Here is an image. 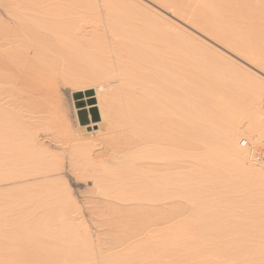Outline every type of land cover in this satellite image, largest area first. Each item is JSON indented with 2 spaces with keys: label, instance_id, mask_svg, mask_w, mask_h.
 <instances>
[{
  "label": "bare ground",
  "instance_id": "6f19581e",
  "mask_svg": "<svg viewBox=\"0 0 264 264\" xmlns=\"http://www.w3.org/2000/svg\"><path fill=\"white\" fill-rule=\"evenodd\" d=\"M11 1L12 19H0V264H264V161L253 157L264 142V78L152 3L92 1L102 30L93 45L61 7L37 10L32 2L25 11L21 0ZM208 19L222 37L227 28L233 33L230 23ZM235 31L224 43L232 35L237 48L228 47L264 71V53L236 43ZM189 48L206 56L210 71L221 75L226 66L223 75L233 74L234 82L227 76L219 86L234 83L242 92L199 82ZM61 80L96 88L85 96L98 97L90 107L108 123L102 147L69 131ZM64 134L80 149L71 168L86 182L83 199L63 178L57 150Z\"/></svg>",
  "mask_w": 264,
  "mask_h": 264
},
{
  "label": "rangeland",
  "instance_id": "374dc122",
  "mask_svg": "<svg viewBox=\"0 0 264 264\" xmlns=\"http://www.w3.org/2000/svg\"><path fill=\"white\" fill-rule=\"evenodd\" d=\"M21 1H22V3L20 1H18V2H20V6L22 5V9H23V7H24V9L26 8L25 11H27V9L29 11H31L29 8H32V2L34 3V5L35 4L38 5V6L36 5L38 7L37 10H39V9L41 10L42 8H46L47 9V7H51L52 10H53V8L54 9L55 8L60 9V7H61V10H63V12L65 13V15L63 17L65 19L72 18L73 19L72 21H74V22L77 21L75 23L77 25V28H76V29H78L77 31H80L85 37H87L89 39L90 43L93 44V45L96 44V42H97L96 41V37L102 36V30L100 28L101 26L98 25V23H97L98 18H97L96 14H95V7H94L93 4H91L92 1L94 3V0H55V1L54 0H46V1H43V0H28L27 1V0H25L26 4L24 3V6H23V2L24 1L23 0H21ZM34 1H36V2L39 1V2L35 3ZM60 1H61V3H60ZM142 1L147 2L149 4L152 3L151 6H153L156 9L158 8L157 10H159V11L161 10V12L163 11L162 13H164L166 15L168 14V16H171L170 18H172L173 20L175 19L174 21H176V23H178L180 26H182V27L184 26L185 29L191 31L194 34L196 32L197 36L201 37L203 40L207 41L208 43L210 42V44L213 45L214 48H217L218 51L219 50H220V52L222 51L221 53H224V57L225 58L227 57V59H231V61H233L234 63H239L240 62V65L244 64L243 65L244 67H248L249 69L253 70L252 71L253 74H255V72H257L258 74L256 73L255 76H257V77H259V78H261L263 80L264 71H262V70L258 69L257 67H255L256 64L253 65V64L249 63L248 61L244 60L238 53L239 49H238V51H237V49H235V51H234L233 47H232L233 50L228 47L229 46L228 44L230 43L231 46L235 45L236 48H237V44H235L234 41H233V44H232V42H230L231 38H232V35H230V38H229L230 41L228 40L229 43L228 44H226L227 42L224 43L227 40V39L225 40V37H227V38L229 37V34L232 33L231 32L232 29L230 28L228 30V28H227L229 34H228V32H226L227 30L225 29L224 30L225 35H224V37H222L217 32L218 31L217 29H218L219 25L216 24V26L214 28L217 27V29H214L213 28L214 24L212 25L211 22H209V21H211V19L210 20L208 19V24L209 25L207 24L206 21H203V20H207V17H209V18H212L213 23L215 21L214 18L216 20H218V21H222V23H223V20H224V24L228 25V26H229V23H230V25H232V27L234 28L232 34L234 35V30H236L235 31V33H236L235 36H237V38L239 36L237 41L235 39L236 43L239 42L238 41L239 39L241 41H243V43L245 41H247L246 42L248 44L247 46H249L248 49H250L251 45H252L253 47L256 48V50L258 49V50L262 51L260 53V55H262V53H264V27H263L264 23H262L261 19H263V22H264V14L262 13V12H264V0H242V1H240V0H212V1L211 0H199V2H198L199 6H198V3H197L198 0L196 1V4L194 2L195 0H187V1L186 0H172V2L167 0L168 1L167 3H169V5L171 4L170 8L166 7V6H162L161 4H159V3L155 2V1H152V0H142ZM213 1H214V3H213ZM1 2L2 1L0 0V19H7V20L12 19V18L9 17L10 16L9 12L11 11L10 10V7H11L10 3H12V11L11 12H13L14 11L13 10L14 6L16 7V1H11V0H8L7 2L5 1V3L7 5H4L3 4L4 2H2V3ZM29 4H30V6H28ZM173 4H175L176 7ZM230 4H232V6H230ZM42 5H43V7L41 8ZM113 5H115L114 6L115 8H116V6H117V8L120 6L119 4L117 5V3L116 4L113 3ZM213 5H214V7H213ZM26 6H28V8ZM190 6H192V7H190ZM18 7H19V3H18ZM37 7H35V8H37ZM103 7L106 8L105 3L101 4L99 9L101 8L102 10H104L105 8H103ZM171 7L175 8V9H178L179 11H182V8H184L182 13L185 14L186 16H188L187 14H189L188 18H190L192 21L186 20V18H182L177 13L173 12ZM185 8L186 9H190V10L188 11ZM195 8H196V10L194 11ZM247 8H248V12H247ZM230 9H231V11H230ZM16 10H18V9L15 8V12H16ZM32 10H36V9H32ZM48 10H49V8H48ZM240 10H241V12H240ZM258 10H259V12H258ZM20 11L22 12L21 8H19V12ZM186 12H187V14H186ZM227 13L229 14V16H228ZM192 14H197L198 16H200V18L202 20H199L200 18L198 19L196 16H191ZM244 15H245V17L247 19L244 18ZM238 16H239V18H238ZM226 17H227V19H226ZM248 18H250V19L248 20ZM17 19L19 21L20 20L23 21L22 18H17ZM239 20H240V24H239ZM3 21L4 20H0V25L2 24V26H3V23H2ZM188 21H189V23H188ZM193 21L196 22L198 25H196ZM227 21H228V24H227ZM247 21H248V23H247ZM232 22H233V24H232ZM254 22H255V24H254ZM259 23H261V24H259ZM251 24H253V25H251ZM6 25L10 26V27L18 26L17 23H9V24H6ZM22 25L23 24H21L20 26H22ZM257 25H258V27H257ZM249 26H251V27H249ZM245 27H246V29H245ZM221 32L223 33L222 29L219 31V33L222 34ZM216 34H218V36ZM227 34H228V36H227ZM247 35L249 37H247ZM220 37H222L223 40H220ZM258 38H259V40H258ZM233 40H234V38H233ZM256 40H258V41H256ZM250 41H251V43H249ZM241 45H242V47L243 46L246 47L245 43H244V45L241 43ZM240 47L241 46L239 44V48ZM248 49H247V51L249 53ZM94 50H96V49L93 48V51ZM243 50L245 51L246 48L243 49ZM244 51H243V53H244ZM196 52L194 51L195 54H191V53H193V50L191 48L188 49L187 62H188L189 67L191 69L195 70V71H193V73L195 74L196 77H198L199 82L201 81V79H200L201 77L203 79L204 78L207 79V80L209 79L208 81H211V82L214 81V80L216 82H219V81L222 82L223 80H225L226 84H228L230 81H233V82L235 81L234 78H233V74L232 73H231V76H232L231 78H230V76L228 74L223 75L224 73H226V66H224L225 71H223L224 73L222 72L223 74H221V75L218 73L217 70H216V73L213 71V66H212V69H211L213 72L210 71L209 68H211V67H209V65L207 64L208 59H207V61L205 60L206 56L204 55L205 59H203L202 55L201 54L198 55V53H196ZM241 52H242V50L240 51V54H241ZM243 53H242V56H243ZM225 54H227V55L225 56ZM256 54H257L256 57H258L259 53H256V51H255V55ZM197 55H198V57H197ZM260 55H259V57H260ZM190 56H191V58H190ZM212 58H213V56H212ZM212 58H211V60H212ZM192 59H193L194 62L192 61ZM215 59H216V57H214L212 61H214ZM209 60H210V58H209ZM218 61L216 59V63ZM209 63H210V61H209ZM198 64L200 65V67L198 66ZM201 64H203V65H201ZM195 65H197V66L195 67ZM213 65H214V63H213ZM220 65L223 66V64H221V62H220ZM215 66L217 67L216 64H215ZM218 66H219V63H218ZM258 67L260 68V66H258ZM197 68H199V70L200 69L201 70L199 72H197L198 71ZM203 68L205 70H202ZM187 70H188V68H187ZM190 72L192 73V70H190ZM190 72H189V75H190ZM200 73H203V74H200ZM194 74H191L190 77L192 75H193L192 77H194ZM229 74H230V72H229ZM187 75H188V73L186 74V77H189V75L188 76ZM227 76L229 78V80H228L229 82L226 81V79H227L226 77ZM186 80L188 82L187 78H186ZM190 80L192 82L193 78L190 79ZM196 80H197V78H195V82H196ZM203 81H204L203 83H204L205 87L207 86L208 88L204 89V88H202V87H204V85H201L202 90L204 89V90L208 91V93H209V91H212V88L210 89V86H209L210 82L208 83L206 80H203ZM225 82H224V84H225ZM58 83H59L58 84V92H59L58 93V98H59V101H60L62 112L65 113V117H66L67 121H70L69 131L72 129L76 134H78L79 136L81 135L86 140L89 137L88 140H91V141L93 140L95 142L94 146L96 145L95 148H97V149L102 147L104 145V142H105V134L108 131L107 130L108 129V123L106 122V120H102V117H101L100 111H99V107H90L89 102L93 101V102L99 103L98 97H95V98L88 97V96H91V95H97L96 88H90L91 90L89 89V91H87L90 94H88V96H85V93H87V92L81 90L80 88H82V87L75 88L76 86H74V85H72L70 83L64 82L62 80L60 82H58ZM196 84H197V82H196ZM201 84H202V82H201ZM212 84H213V82H212ZM216 84H218V85H216ZM216 84L214 83L213 90H214V88L216 90V88L219 89V87H220V89L222 91H224V92L227 91V90L229 92H232V93H234L235 91H236L235 93H241L242 92L241 91L242 89L241 88L239 89V87L237 85H235L234 83L229 84L227 86H225V85H220L219 86L220 82L216 83ZM191 85L193 87H195V85H193V84H191ZM187 87H188V85H187ZM204 90H203V92H204ZM215 90H214V92H215ZM243 90H245V89L243 88ZM208 93L206 92V94H208ZM217 93H218V90H217ZM78 94H81V95L78 96ZM211 94H212V92H211ZM215 96H216V93H215ZM210 97H211V95L209 93V102H210ZM213 97H214V95L212 94L211 98L213 99V102H215L214 100H216V99H214ZM88 98L90 99L89 101H88ZM203 98H206V96L205 97L203 96ZM218 98H220V97H218ZM258 98H260L259 101H261V103L264 102V96L260 95V97H259V95H258ZM206 102H207V100H205V103ZM210 106H211V104H210ZM80 107L86 108L91 113L92 119H91L90 123L87 124V125L82 124L81 121H80L79 114H78V109ZM74 109L75 110L77 109V111L75 112ZM75 114H76V116H75ZM84 114H85V112H83L82 116H84ZM77 116H78L79 121H80V123L82 125H80L79 121H77L78 120ZM93 120L94 121H100L101 120L100 121L101 123H99V125H95ZM106 125H107V129H106ZM96 129H100L99 132L101 134L97 133L98 130H96ZM94 142H92V143H94ZM74 144H75V141L72 139V137L69 134L68 135L67 134L62 135L60 137V147L57 150V153L60 155V158H61L62 162L64 163V168L62 169L63 178L68 180L69 184L72 186L73 190L78 195V198L83 199L86 195H88V194L90 195V193L87 192V190H86V182L84 180H81L79 177L76 178L77 174H76V172L74 174V170H73V168H71L72 161H74L76 159L77 155H79L78 151L80 150L79 147L77 145L74 146ZM76 147H78V149ZM71 170H72V172H71ZM80 189H85L86 192L84 190V193H83L82 190H80ZM82 193L84 194V197H82ZM196 250H198V249H196ZM151 259H152V257H151ZM146 261H148V260H146ZM144 262L145 261H143V263Z\"/></svg>",
  "mask_w": 264,
  "mask_h": 264
},
{
  "label": "built area",
  "instance_id": "2783aa9c",
  "mask_svg": "<svg viewBox=\"0 0 264 264\" xmlns=\"http://www.w3.org/2000/svg\"><path fill=\"white\" fill-rule=\"evenodd\" d=\"M243 145H248L249 141L246 139L242 140ZM253 157L257 161H264V142L260 143L253 149Z\"/></svg>",
  "mask_w": 264,
  "mask_h": 264
},
{
  "label": "crops",
  "instance_id": "0c3cea01",
  "mask_svg": "<svg viewBox=\"0 0 264 264\" xmlns=\"http://www.w3.org/2000/svg\"><path fill=\"white\" fill-rule=\"evenodd\" d=\"M83 112H85L84 116H82ZM78 114H79V118H80V121H81L82 124L87 125V124L90 123L92 117H91V113H90L89 110H87L84 107H80L78 109Z\"/></svg>",
  "mask_w": 264,
  "mask_h": 264
},
{
  "label": "water",
  "instance_id": "95a60500",
  "mask_svg": "<svg viewBox=\"0 0 264 264\" xmlns=\"http://www.w3.org/2000/svg\"><path fill=\"white\" fill-rule=\"evenodd\" d=\"M81 95V94H78V96Z\"/></svg>",
  "mask_w": 264,
  "mask_h": 264
}]
</instances>
